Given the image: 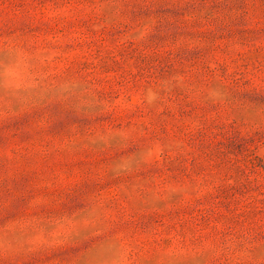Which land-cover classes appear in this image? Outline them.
<instances>
[{
  "label": "rangeland",
  "instance_id": "rangeland-1",
  "mask_svg": "<svg viewBox=\"0 0 264 264\" xmlns=\"http://www.w3.org/2000/svg\"><path fill=\"white\" fill-rule=\"evenodd\" d=\"M0 264H264V0H0Z\"/></svg>",
  "mask_w": 264,
  "mask_h": 264
}]
</instances>
